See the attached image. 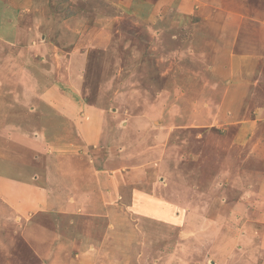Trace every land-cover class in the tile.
<instances>
[{
    "label": "rangeland",
    "instance_id": "rangeland-1",
    "mask_svg": "<svg viewBox=\"0 0 264 264\" xmlns=\"http://www.w3.org/2000/svg\"><path fill=\"white\" fill-rule=\"evenodd\" d=\"M4 157L0 264H264V0H0Z\"/></svg>",
    "mask_w": 264,
    "mask_h": 264
},
{
    "label": "crops",
    "instance_id": "crops-1",
    "mask_svg": "<svg viewBox=\"0 0 264 264\" xmlns=\"http://www.w3.org/2000/svg\"><path fill=\"white\" fill-rule=\"evenodd\" d=\"M71 156V158H73V159H75L74 158V156H72V155H70ZM70 158V159H71ZM2 160H5V161H2V164L0 165V168H2V169H4L5 171H8V168H7V164H8V162L7 161H9V159L8 158H6V157H4V158H2ZM71 161H73L72 159H71ZM73 163V162H72ZM78 167H80V166H78ZM73 167H71V169H72ZM45 169L46 170H44V167H42L41 166V168H40V166H35L34 167V171H33V173H34V176H33V179H34V177H35V179H34V182H36V181H38V177L40 178V177H44V176H42V175H40V172H42V171H45V172H50V170L51 169H53V167H52V164H51V162H46L45 163ZM70 169V170H71ZM73 169H75V172H74V170H73V174L75 173L76 174V176H81L80 175V171L82 170L81 168H77V166L75 167V164H74V168ZM15 170H18L17 168H15ZM41 170V171H40ZM70 170H69V172H68V177L70 178V179H73L72 178V173L70 172ZM72 171V170H71ZM82 172V171H81ZM12 173H13V171H12ZM4 174H6V173H4ZM46 174V173H45ZM8 177H7V180L5 181V182H7L6 183V187L4 188V191H5V193H7V195H8V197H10V198H13L14 197V195H16V196H18V197H20V198H23V200L24 201H28V202H26V204H24V206L25 207H28V209L26 210V211H23V214H28V213H31V212H33V211H29L30 209H36V208H34L33 206H38L37 208L39 209V207H40V205L41 206H43L42 204H45L48 208L49 207H52V201H51V199H48V198H35L34 197V199H32V198H30L29 196L28 197H25L26 195H27V193H26V185H24V183H23V181L22 182H20V181H17V180H15V179H13L12 178V175L11 174H9V175H7ZM46 176L47 177H49V178H51V175H49L48 176V174H46ZM1 177V176H0ZM76 178V177H75ZM46 184H44V185H46L47 186V188H46V191H47V189H50V185L52 184V182H51V180L49 181V179H46V182H45ZM28 184H30V183H28ZM32 184H35V183H31V188H33V185ZM40 183H39V181H38V183L36 184V187L38 188L40 185H39ZM107 185H110V184H107ZM76 187V186H75ZM74 187V188H75ZM55 188V187H54ZM34 189V188H33ZM56 189V188H55ZM38 192H36V193H39V191H40V194L42 193L43 195H44V191L42 190V192H41V190H37ZM110 195L107 197V198H105L106 199V201H112L113 199H114V188H113V186H112V189H111V191H110ZM29 194V193H28ZM34 195H31V197H33ZM136 197H138V195L136 196ZM25 198V199H24ZM32 200V201H31ZM13 201H14V198H13ZM107 204H108V202H106ZM111 204V203H110ZM44 209V208H43ZM45 210H48V211H51L50 209H45ZM52 212V211H51ZM85 253V252H84ZM84 253H79V254H76V256L78 257L77 259H81V260H83L84 262H85V259H84V257H83V255L82 254H84ZM87 259V258H86ZM91 259H93V258H91ZM82 261V262H83Z\"/></svg>",
    "mask_w": 264,
    "mask_h": 264
},
{
    "label": "bare ground",
    "instance_id": "bare-ground-1",
    "mask_svg": "<svg viewBox=\"0 0 264 264\" xmlns=\"http://www.w3.org/2000/svg\"><path fill=\"white\" fill-rule=\"evenodd\" d=\"M34 194V193H33Z\"/></svg>",
    "mask_w": 264,
    "mask_h": 264
}]
</instances>
